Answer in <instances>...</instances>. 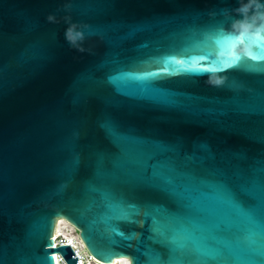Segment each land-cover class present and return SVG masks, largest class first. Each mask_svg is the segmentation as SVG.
<instances>
[{"label": "water", "instance_id": "obj_1", "mask_svg": "<svg viewBox=\"0 0 264 264\" xmlns=\"http://www.w3.org/2000/svg\"><path fill=\"white\" fill-rule=\"evenodd\" d=\"M264 264V0H0V264Z\"/></svg>", "mask_w": 264, "mask_h": 264}, {"label": "built area", "instance_id": "obj_2", "mask_svg": "<svg viewBox=\"0 0 264 264\" xmlns=\"http://www.w3.org/2000/svg\"><path fill=\"white\" fill-rule=\"evenodd\" d=\"M68 236L71 237L72 241L71 243H69ZM53 239H54V246L57 245H62V244H66L69 245L73 251L75 256L77 257V261L79 264H87V261L89 259H93L84 249L83 244L81 243L77 231L75 230V228L68 224V225H62L60 227V230H58V223L55 227V231H54V235H53ZM68 239V240H67ZM77 242H80L82 244L81 247H79V245L77 244ZM54 255H56V259H55V264H65L62 256L59 253H54Z\"/></svg>", "mask_w": 264, "mask_h": 264}, {"label": "bare ground", "instance_id": "obj_3", "mask_svg": "<svg viewBox=\"0 0 264 264\" xmlns=\"http://www.w3.org/2000/svg\"><path fill=\"white\" fill-rule=\"evenodd\" d=\"M69 223L68 222H66V221H64V220H60V221H58V230H60V227L62 226V225H68ZM68 239H71V237L70 236H68ZM67 239V240H68ZM71 242H73L72 241V239L71 240H69V243H71ZM77 244L79 245V247H81L82 246V244L80 243V242H77ZM56 257V255H54V258ZM56 259V258H55ZM87 264H105V263H101V262H99V261H97V260H95V259H89L88 261H87ZM109 264H128V262H127V260L126 259H116V260H114V262H112V263H109Z\"/></svg>", "mask_w": 264, "mask_h": 264}]
</instances>
